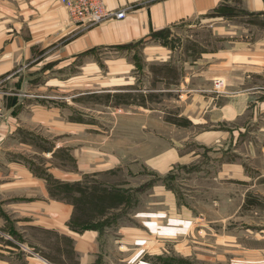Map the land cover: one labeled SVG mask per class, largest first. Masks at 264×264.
<instances>
[{"label": "crops", "instance_id": "1", "mask_svg": "<svg viewBox=\"0 0 264 264\" xmlns=\"http://www.w3.org/2000/svg\"><path fill=\"white\" fill-rule=\"evenodd\" d=\"M105 3L110 10L126 9L125 16L89 26L74 19L59 0H0V264H133L138 258L135 264H214L176 251L146 254L138 247L131 251L129 236L138 245L146 243L140 236L145 229L126 217L127 207L139 206L142 200L134 190L155 195L152 202L157 210L138 207L135 214L159 233L153 243L191 226L195 207L179 196L173 181H165L171 168L175 174L205 175L213 180L211 186H218L214 193L218 197L210 200L219 209L218 216L200 214L209 223L220 224L219 230L210 232L219 237L220 245L231 247L230 264H264V36L231 39L229 46L215 52L189 54L181 64L204 65L186 75L179 73L171 50L159 43L200 26L212 27L213 33L232 25L240 28L237 23L218 22L227 20L224 10L230 6L241 14H264V0ZM218 33L213 35L225 37ZM138 43L151 65L161 64L166 70V74L156 72L162 83L172 89L184 79L188 91L203 96L191 103L197 116L186 115L189 127L195 128L190 137L194 146L186 151L177 145L163 148L145 155L144 162L135 158V170L124 148H112L114 136L98 147L85 142V124L91 122L62 117V109L43 105L44 96L36 91L51 94L52 89L69 87L82 93L87 77L84 64L80 65L83 57L94 58L102 49L119 53ZM168 68L177 73L176 78ZM151 70L153 75L155 69ZM62 72L73 74L63 77ZM118 74L111 76L110 95L121 93L116 87ZM89 75L98 77L95 72ZM197 75L210 85L193 83ZM217 77L225 80L219 93L213 89ZM171 89L160 87L161 92ZM72 134L79 142L69 150L62 136ZM106 144L111 150L101 149ZM190 155L196 160L188 166ZM144 167L157 171V177L132 185L130 175L140 174ZM117 174L122 178L116 180ZM48 177L73 185V195L55 194ZM155 256L159 257L153 260ZM163 258L172 260L164 263Z\"/></svg>", "mask_w": 264, "mask_h": 264}, {"label": "rangeland", "instance_id": "2", "mask_svg": "<svg viewBox=\"0 0 264 264\" xmlns=\"http://www.w3.org/2000/svg\"><path fill=\"white\" fill-rule=\"evenodd\" d=\"M224 12H226L224 15L227 17V20L225 22L220 20L218 22L230 23V25L237 23L241 26L237 28L235 25H232L227 27V31L226 29L219 30L220 34L225 35V37L216 38L213 34L218 35L219 31L213 33L212 27L200 26L190 28L183 32L182 36H177L175 39L167 40L165 38V40L159 42L161 43L160 45L165 46V48L168 47L167 49L171 50L168 53L172 58L175 57L174 61L176 60L178 68H180L179 73L186 75L188 72H198V68L204 65L201 63L195 67V65L189 63L181 64L180 62L186 60L189 54L191 56L198 55L204 49H207L209 52H215L221 46H229L231 39L261 38L264 36V14H241L240 12L233 11V8L230 6ZM194 39L198 40L197 43H194ZM159 43L156 45H159ZM193 43L198 45L195 46ZM161 54H165L167 58L166 49H163ZM117 55L123 59H120ZM92 57L88 55L80 61L82 63L80 65L84 64V75L88 77L84 78L82 93L81 89L75 92L70 91L69 87L67 89H52L51 94L45 93L46 91H36L37 94L44 96L42 97L44 100L37 99L41 100L40 102L48 108L59 107L62 109L61 115L64 118L65 116L82 117L87 123L91 122L89 125L85 124L84 138L85 142H91L95 147H98L99 143L104 144L103 142L107 141L108 136H114L115 140L112 148L115 147V151L124 148L131 157V167L135 170H137V164L133 161L135 158L140 157L144 162L145 155L149 157L154 153L160 152L163 148H171L177 145L183 151H186L194 146L190 137L195 128L189 127L190 123L186 119V115L197 116V113L193 111L191 103L194 100H199V96L202 98L203 93H198L197 90L193 92L188 91V83L186 84L184 79L178 85L179 87H174L175 85H173L174 88L172 89L171 87H167L165 83H162L156 77V72H160L161 75L162 72L166 74V70L162 68L161 64L157 66L156 64L151 65L149 63L151 60H148L143 44L138 43L129 50H121L119 53L102 49L97 51L94 58ZM90 59H93V62L89 61ZM109 59L118 61L112 62ZM152 68L155 71H153L154 73L152 72L153 75H150ZM168 71L176 78L177 73H174L171 68H168ZM92 72H95L98 77L92 78L89 75ZM114 72H119L118 77L120 79L116 82V87L119 88L117 91L121 93L110 95L107 90L113 87L109 84H111V76ZM70 74L61 73L63 77ZM202 77L197 75L193 83L202 85L207 83L206 86H209L210 82H205ZM217 78L224 79L223 77ZM177 80L174 82H177ZM125 83H128V85H120ZM191 84L192 82H190ZM163 86L171 90L161 92L160 87ZM224 88L225 86L216 92L219 93ZM195 94H197L196 97ZM45 96L49 97L46 98ZM193 97L196 99H193ZM45 133L50 134L48 132ZM72 135L62 136L65 137L62 141L67 140L69 150L79 142L74 137L75 135ZM120 145L124 146L119 147ZM101 149L111 150V144L107 145V147H101ZM195 150L200 152L201 147L197 145ZM195 160L196 158L190 155L185 162H188V166H191ZM174 169L171 168L169 170L171 171L169 175L176 171ZM156 172L150 167H144V170L142 169L140 174L132 173L130 175L132 185H140L141 182L142 184L152 182L157 177ZM175 175L176 178L173 180V184L178 190L179 196L186 198L195 207V210L192 212L193 215L189 219L191 221L190 228L181 229L176 235H163L159 244L153 243L152 241L160 237L159 233L152 232L147 227V224L143 222V219L135 218V214L138 207L139 209L144 208V210L148 211L157 210L155 206L157 204L152 202L155 199V195L151 191L145 193L143 190L138 192L134 190L132 193L136 198L137 196H142L141 205L130 204L125 211L126 217L130 222H134L145 229L140 236H144V242L146 243L138 245L133 242L134 237L129 236L128 240L131 243V251L135 250L136 247L142 252L146 250V254L172 253L176 251L181 255L193 256L209 263L219 264V262H222L223 264H230L233 261L231 247L220 245L219 237H214L213 235L214 231L219 230L220 224L209 223L204 219V215L200 214V212L206 211L211 216H218L219 209L215 208L214 204L210 202L214 196L218 197V194H214L218 193L215 190V187L218 186H211L210 183H213V180L205 178V175L195 176L186 171L181 173L176 172ZM115 178L116 180L122 178V175L117 174ZM158 196L161 195L157 194ZM163 223L167 224V218L164 219ZM158 257H153V260L158 259ZM138 259L133 264L138 263Z\"/></svg>", "mask_w": 264, "mask_h": 264}, {"label": "built area", "instance_id": "3", "mask_svg": "<svg viewBox=\"0 0 264 264\" xmlns=\"http://www.w3.org/2000/svg\"><path fill=\"white\" fill-rule=\"evenodd\" d=\"M64 3L70 15L79 21L94 26L102 21L110 18H122L126 14V9L110 10L105 0H59ZM225 86V80L222 78L214 79L215 91H220ZM2 114V106L0 105V116Z\"/></svg>", "mask_w": 264, "mask_h": 264}, {"label": "trees", "instance_id": "4", "mask_svg": "<svg viewBox=\"0 0 264 264\" xmlns=\"http://www.w3.org/2000/svg\"><path fill=\"white\" fill-rule=\"evenodd\" d=\"M174 177H175L174 174H170L165 178V181L167 183H170L171 181H173ZM48 178H49V180H51L53 192L57 191L58 193H60L59 195H63V196H67L69 194L73 195V193H74V188H73L74 186L73 185L59 183V182H57V180H54L50 177H48ZM171 260L172 259L163 258L164 263H170Z\"/></svg>", "mask_w": 264, "mask_h": 264}]
</instances>
